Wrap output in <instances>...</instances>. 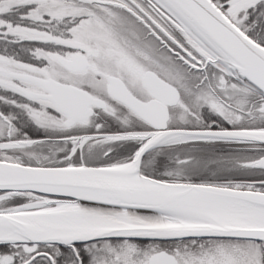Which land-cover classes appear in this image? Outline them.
Here are the masks:
<instances>
[{
    "label": "snow or ice",
    "instance_id": "1",
    "mask_svg": "<svg viewBox=\"0 0 264 264\" xmlns=\"http://www.w3.org/2000/svg\"><path fill=\"white\" fill-rule=\"evenodd\" d=\"M0 264H264V0H0Z\"/></svg>",
    "mask_w": 264,
    "mask_h": 264
}]
</instances>
